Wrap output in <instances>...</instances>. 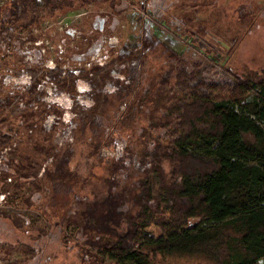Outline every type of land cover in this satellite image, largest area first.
Masks as SVG:
<instances>
[{
	"label": "trees",
	"instance_id": "1",
	"mask_svg": "<svg viewBox=\"0 0 264 264\" xmlns=\"http://www.w3.org/2000/svg\"><path fill=\"white\" fill-rule=\"evenodd\" d=\"M86 1L6 0L0 5V154L8 149L23 157L15 164L12 159L4 160L0 175L4 179L11 176L18 188L30 183L55 191L58 185L77 178L81 164L91 169L93 154L98 155L102 147L113 148L112 123L118 122L116 128H126L135 135L137 147L129 150L126 146L120 157H106L102 177L105 193L64 220L76 231L88 225L108 235L100 236V241L89 236L84 239L79 248L82 255L89 256L87 264H173L183 258L212 264H257L264 257V69L239 71L227 58L219 64L220 70L199 58L191 65L179 63L181 70L174 73V81L168 79L170 70L162 74L161 65L146 75L143 64L149 59L179 62L187 56L166 46L144 27L139 37L128 43L127 51L121 39L104 49L105 60L99 64L92 57L101 39L98 41V35H112L113 31V22L105 17L96 26L95 39L84 31L76 39V28L70 25L65 28L68 38L61 40L66 46L62 43L59 52L51 55L47 48L33 44L43 35L40 29L44 21L77 9ZM106 1L118 11L115 0ZM179 2L150 0L145 11L156 20H164L174 31L187 26V39L205 56H227L234 49L248 18H241L239 23L235 18L230 45L217 37L206 42L208 26L203 21H196L191 13L170 11ZM248 2L240 4V16ZM249 6L250 10L255 7ZM146 21L150 24L137 18L142 24ZM47 60L52 64L47 65ZM123 62L127 64L118 68ZM113 69L123 78L112 76ZM22 72L29 78L27 83L4 82L5 75L19 76ZM214 75L234 81V101L192 92L198 80L215 83ZM77 78H84L97 89L88 108L78 102ZM106 84L115 89L101 90ZM48 87L71 99L75 126L60 142L56 134L65 129L58 127L65 110L46 99ZM154 92L159 99L156 102L150 97ZM132 154L141 165L148 166L135 170L141 178L132 188L127 206L122 199L129 192L126 181ZM4 189L0 181V191ZM29 202L26 197L25 203ZM79 202L84 201L79 198ZM201 203L205 209L203 223L189 225V218L197 214ZM0 215L11 217L16 228H21L17 216L1 210ZM62 238L65 242L68 236ZM14 246L21 247L24 255L34 253L28 243L0 241L4 249ZM94 248L108 252L110 258L104 260Z\"/></svg>",
	"mask_w": 264,
	"mask_h": 264
},
{
	"label": "rangeland",
	"instance_id": "2",
	"mask_svg": "<svg viewBox=\"0 0 264 264\" xmlns=\"http://www.w3.org/2000/svg\"><path fill=\"white\" fill-rule=\"evenodd\" d=\"M5 1L6 0H0V5ZM115 1L118 4V11L112 10V7L108 5L106 0H87L84 5L77 9L63 11L54 19L46 20L42 23L40 31L43 35L38 36V39L33 42V44L42 46L44 49L47 48L51 52V55L54 54L55 50L59 52L64 44L61 40L68 38L65 33V28L70 25L76 28V39H79L78 33L83 31L87 33V36L95 39L96 30L98 29L96 26L99 21H101V18L103 19V17H105L113 22V31L112 35H108L105 32L100 34L101 36L98 35V41L100 37L101 39L92 57H94V61L99 64L103 63L105 60L104 55L101 53L104 49L115 46L118 39H121L127 51L128 43L137 39L141 27H144L148 28L152 34L166 46L187 56V58H183L182 61L179 62L178 60L169 62V60H164L160 57L149 59L146 61L147 63L145 62L143 64L146 75L147 73L148 75L152 74L154 70L157 69V66L161 65L160 69L162 74L166 72V70H170L171 73L168 75V79L174 81V79L177 78L174 73L177 72V69L181 70L179 63L186 61V63L191 65L193 60L199 58L207 59L220 70L222 67L219 64L227 58L230 59V62L233 63L239 71L253 73L264 69V0H180L177 7L173 5L170 8V11L178 13H191L196 21H203L208 26L207 34L204 36L206 42L211 41L213 37H217V40L227 45L231 44L235 35V32L232 30L235 24V18L238 23L241 18H248V21L243 24L245 30L239 35L241 39L236 43L235 47H233L234 49L228 52L229 54L227 56L223 54L220 55L221 57L203 55L202 50L189 38L187 39L190 33V29H188L187 26H184L182 31H174L164 20H158L166 26L168 31H163V28L159 25L157 27L150 19L152 17L147 14L149 12L145 11L148 10V2H150V0ZM155 1L161 4H168L172 0ZM246 1L249 2L244 5L246 8L244 11L245 14L240 16V4H245ZM249 5L255 7L250 10ZM194 7L197 8V10H195ZM216 12L218 15H215ZM139 17L147 19L150 21V24L147 21L148 24L137 22V18ZM97 18V23L92 25V22L96 21ZM40 31H38V34ZM56 42H58L57 45ZM42 43L44 45H41ZM71 43H68L67 48H70ZM64 46L66 45L64 44ZM232 46L233 44L231 47ZM131 62L134 63L135 60L132 59ZM123 63L118 64L117 67L120 68L127 64L125 62ZM46 64L51 65L52 63L50 60H47ZM111 74L114 77L123 78V74L116 71V69H113ZM147 78L148 76L145 79L147 80ZM212 80L216 82L207 83L204 80H198L192 86V92L214 97L215 99L224 98L229 100V102L235 100L237 87L234 85L235 83L233 80L227 77L222 80L221 77H216V75L212 77ZM9 81L14 83H27L29 78L25 72H22L19 76H12L10 74L5 75L4 82ZM165 87H167V85ZM76 88L80 92L77 96L78 102L84 108L90 107L93 103L94 92H96L97 89L94 90L92 84L84 78H77ZM114 89V85L106 84L101 90L112 91ZM165 90L166 89H164V91ZM190 92L189 90L188 93ZM150 97L153 102L159 100L155 92L150 94ZM46 99L56 101L65 110L61 116V123L58 125V127L65 129L59 133V135L58 133L56 134L60 142L75 126V122L72 120L74 114L70 110L71 99L66 93H55L49 87L47 88ZM157 114L161 115L159 109H157ZM47 121L50 123L52 117L49 116ZM116 123L118 122L112 123L114 132L113 148L111 150H106L108 148L102 147L98 155L93 154L91 169H88L86 164H84V166L81 164L77 168V178L66 185H58L55 191L42 190L32 186L30 183H26L25 186L18 188V186L12 184L13 178L11 176L10 178L12 180L9 179V177L4 179L2 175H0V181L5 186L4 191H0V210L12 214V216H17L22 222L21 228H16L11 217L0 215V241L14 245L17 242L28 243L34 249L33 254L24 255L21 247H5V249L0 247V264L9 262H13L12 264L88 263L89 256L87 254L82 255L79 246L83 244L87 236L100 241V236L102 237V235H104L106 236L105 238H107L108 235L88 225L84 227V229L82 228L76 231L77 228H72L71 226L73 225L71 224H69L70 227L67 226L64 220H66L69 213L72 214L73 211L85 209V203H89L105 193V185L102 181V177L104 165L107 163L106 157L118 154L120 157L126 146H129V150L137 147V141L134 138L135 135L130 133L126 128H116ZM69 141H72V137H69ZM103 149L106 151H103ZM111 153H113V155ZM0 155H3L0 157V166H2L3 161L7 160V158L12 159L13 164L23 161L22 155L17 151L5 149ZM100 155H102V158ZM49 161L48 159V162ZM163 164L166 168V161H164ZM144 166H148V163L141 165L136 159V155L132 154L131 168L128 171L130 177L127 176L126 181L127 185H129V192L125 193L126 198L119 199L126 202L124 205L130 206V195L133 193L132 188L138 184V180L141 178L139 173L135 172V170L142 171ZM41 172L42 169L37 175L40 176ZM26 197H28L30 201L28 205L25 203ZM79 198L84 202H79ZM36 204L40 206L37 207ZM200 205L201 207H199L197 214L189 218V225H201L203 223L205 209L202 203ZM154 231L155 233L158 232L156 228ZM62 235L68 236L65 242L62 240ZM93 250L94 252H99V256H102L104 260L110 258V254L106 251L99 250V248H94ZM262 262H264V257L260 259L257 264H261ZM173 264L212 263L203 259L183 258L173 261Z\"/></svg>",
	"mask_w": 264,
	"mask_h": 264
},
{
	"label": "built area",
	"instance_id": "3",
	"mask_svg": "<svg viewBox=\"0 0 264 264\" xmlns=\"http://www.w3.org/2000/svg\"><path fill=\"white\" fill-rule=\"evenodd\" d=\"M151 19V21L153 22V23H155V25L158 27V25L159 26H161L162 28H163V31H168V29L166 28V26L162 23V22H160V21H158V20H156V19H154V18H150ZM106 150H111V149H106ZM105 149H103V151H106ZM113 151V150H112ZM112 155H113V153H111ZM119 155V154H118ZM118 155H113V157H117ZM0 157H2V155H0Z\"/></svg>",
	"mask_w": 264,
	"mask_h": 264
}]
</instances>
